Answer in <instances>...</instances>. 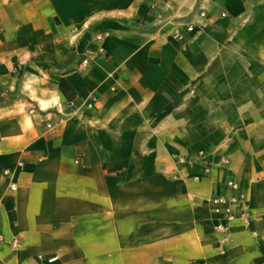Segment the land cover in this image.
Wrapping results in <instances>:
<instances>
[{"label":"crops","instance_id":"1","mask_svg":"<svg viewBox=\"0 0 264 264\" xmlns=\"http://www.w3.org/2000/svg\"><path fill=\"white\" fill-rule=\"evenodd\" d=\"M163 1L0 0V264H264V0Z\"/></svg>","mask_w":264,"mask_h":264},{"label":"built area","instance_id":"2","mask_svg":"<svg viewBox=\"0 0 264 264\" xmlns=\"http://www.w3.org/2000/svg\"><path fill=\"white\" fill-rule=\"evenodd\" d=\"M223 14V13H222ZM199 15L204 17L205 12L200 11ZM192 29V24L186 25V30L190 31ZM107 35V32L98 33L95 35L97 40H102L103 37ZM179 35V34H178ZM181 37V35H179ZM101 50V48H100ZM88 64V59L83 58L80 61V66H86ZM49 125V124H48ZM42 160V158H41ZM226 160L224 159L223 162ZM19 162L17 165H20ZM4 174H8V170L4 169ZM16 183L11 182L9 188L11 190L16 189ZM226 188L229 194H215L208 199L209 206L212 212L216 215V222L214 225V230L217 233L227 234L229 232L230 224L235 220L239 219L245 228L250 227V214L248 211V200L245 191L241 188L240 184L233 178H230L226 182ZM239 207V211L236 212L235 208ZM2 235L0 234V241ZM12 246L18 245L17 240L13 238L11 241ZM196 264V263H192Z\"/></svg>","mask_w":264,"mask_h":264},{"label":"rangeland","instance_id":"3","mask_svg":"<svg viewBox=\"0 0 264 264\" xmlns=\"http://www.w3.org/2000/svg\"><path fill=\"white\" fill-rule=\"evenodd\" d=\"M84 7H87L86 4H82ZM143 2H140V3H137L135 4V6H138V7H141L143 6ZM76 8H79L80 4L79 3H75L74 5ZM146 6H149V14L152 16L153 18V21H160V22H170L171 19H165L163 18L162 14L164 12V10L169 6L170 7V4L169 3H166V1H163V0H157V2L155 3H152V4H148ZM130 7V6H129ZM112 8L114 9V11H122V4H113L112 5ZM147 8V7H146ZM200 11H203L202 9ZM199 11V12H200ZM224 14V13H223ZM176 36V35H175Z\"/></svg>","mask_w":264,"mask_h":264}]
</instances>
